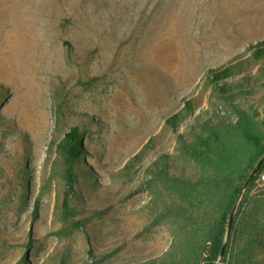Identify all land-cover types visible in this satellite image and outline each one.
<instances>
[{
    "label": "rangeland",
    "instance_id": "1",
    "mask_svg": "<svg viewBox=\"0 0 264 264\" xmlns=\"http://www.w3.org/2000/svg\"><path fill=\"white\" fill-rule=\"evenodd\" d=\"M263 41L264 0H0V117L16 127L0 124V264L22 256L31 264H157L194 246L177 228L176 190L146 166L166 159L171 174L192 182L217 174L219 158L201 165L179 151L199 131L196 116L222 132L224 155L242 159L248 146L225 98L258 111L250 115L264 140V71L248 51ZM245 59L248 70L222 95L206 83L208 72ZM56 90L66 94L69 124L85 131L77 164L93 172L78 176L73 200L83 231L61 215L53 143L69 126L55 125ZM186 100L197 103L195 114L169 130L166 119ZM141 152L133 182L121 177ZM200 193L192 212L209 217L215 198ZM222 264H264V187L249 193Z\"/></svg>",
    "mask_w": 264,
    "mask_h": 264
},
{
    "label": "trees",
    "instance_id": "2",
    "mask_svg": "<svg viewBox=\"0 0 264 264\" xmlns=\"http://www.w3.org/2000/svg\"><path fill=\"white\" fill-rule=\"evenodd\" d=\"M248 51L249 61L262 63L260 67L264 71V41L250 46ZM246 61V59L240 60L208 72L206 83L213 86V91L222 95L229 88L236 86L237 83L234 79L248 70ZM0 89H2L1 86ZM53 94L52 115L55 125L56 127L69 126L62 137L53 143L56 154L55 162L59 164L61 169L64 185L60 203L61 215L63 219L70 222V228L83 231L85 226L83 219L77 217L80 214V208L77 203H73V200L80 201V194L76 190L78 187L81 188L78 176L90 177L93 175L91 168L86 166L79 168L77 164L87 150L83 144L85 131L79 124H69V118L65 111L66 94H61L60 90L54 91ZM225 100L229 102L236 117L240 135L248 146L242 159L224 155L222 132L213 123L201 120V116H196L195 119L199 122V131L193 132L191 139L181 140L179 151L184 157L201 165L215 163L214 160L219 158L220 160L215 163L217 174L202 178L198 182H192L188 178L171 174L166 159H153L146 166L153 177L162 179L164 183L171 185L176 190L179 199L174 204L173 210L178 217L177 228L180 231L188 229L189 234L197 240L194 246L185 245L183 249L168 252L164 261H159V264H180L185 259L188 260L189 264H220V262L222 264L230 253L236 218L249 198L255 179L264 168L263 163L258 173L244 188L253 167L264 154V140L253 128L252 116H259L258 111L247 110L228 98ZM196 104L195 100H186L181 111L166 119L168 129L176 131L181 128L189 116L195 114ZM261 123L264 127V113L261 117ZM0 124L16 129L15 124L10 123V120L6 118L0 117ZM157 142V140L149 141L147 146H157ZM142 155V152L136 153L127 160L119 172L120 176L133 182L128 176V172L139 164ZM94 187L99 186L94 185ZM198 191L201 192V196L205 195L209 199L215 198L214 212L209 217L199 216L194 211L192 212L190 200L193 197L192 194ZM38 214V202H36L32 211L33 218H38ZM231 215H233V220L227 232L228 220ZM174 234L177 233L174 232ZM88 256L92 257L90 250H88ZM16 264L31 263L26 256H22ZM57 264H67V259L61 257ZM92 264L96 263L92 262ZM145 264H155V260Z\"/></svg>",
    "mask_w": 264,
    "mask_h": 264
},
{
    "label": "water",
    "instance_id": "3",
    "mask_svg": "<svg viewBox=\"0 0 264 264\" xmlns=\"http://www.w3.org/2000/svg\"><path fill=\"white\" fill-rule=\"evenodd\" d=\"M264 163V154L263 156L256 162L255 166L253 167L251 173L249 174L246 183L244 185V188L247 186V184L254 178V176L258 173L260 167L263 165ZM233 220V215L230 216L229 220H228V226H227V232L230 229L231 223Z\"/></svg>",
    "mask_w": 264,
    "mask_h": 264
},
{
    "label": "built area",
    "instance_id": "4",
    "mask_svg": "<svg viewBox=\"0 0 264 264\" xmlns=\"http://www.w3.org/2000/svg\"><path fill=\"white\" fill-rule=\"evenodd\" d=\"M255 188H263L264 187V168L258 174L257 178L254 181Z\"/></svg>",
    "mask_w": 264,
    "mask_h": 264
}]
</instances>
